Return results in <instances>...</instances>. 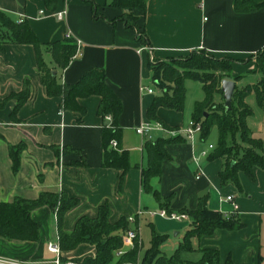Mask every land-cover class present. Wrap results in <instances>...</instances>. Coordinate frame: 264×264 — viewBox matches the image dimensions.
Listing matches in <instances>:
<instances>
[{"label": "crops", "instance_id": "obj_1", "mask_svg": "<svg viewBox=\"0 0 264 264\" xmlns=\"http://www.w3.org/2000/svg\"><path fill=\"white\" fill-rule=\"evenodd\" d=\"M111 1L57 0L54 7H48L45 0H0V10L16 21L27 20L42 44L68 37L75 40L80 55L73 56L65 68H59L48 52L43 53L59 82L73 84L89 70L104 71L105 82L122 103L117 120L121 128L118 149L129 152L133 166L120 181L119 170L102 165L101 129L108 121L97 114L100 96L78 99L85 109L82 116L61 108L62 96H48L41 84L33 45L5 43L0 48V100L20 92L26 82L30 94L17 109L15 98L8 99L0 108V201L10 202L15 197L36 199L42 192L65 193L78 202L63 216L64 232H71L81 216L96 217L99 207L106 204L111 223L122 216H136L135 223L129 222V229L138 226L140 243L144 224L150 226V233L152 226L167 236V231L179 228L176 232L179 242L190 226L189 217L176 220H186L180 227L163 228L157 217H165L156 214L153 207L158 211L165 209L163 200L171 197L172 211L194 209L198 199L204 196L209 209L230 211L231 205L220 201V196L233 194L238 204L235 216L242 226L233 230L217 229L212 235L192 238V245L195 249H218L221 264L227 256L235 263L264 264V170L253 167L252 177L238 171L239 187L231 181L222 183L219 172L226 160L224 157L210 159L208 154L199 158L203 173L196 178L193 156L206 140L198 136L191 143L180 135L181 141L165 146L170 159L163 161L160 174L150 179L152 189L161 196L159 202L152 192L142 187L147 140L135 132L140 123L151 121L146 117V110L154 96L160 94V89L153 84L156 82L152 79L149 61L187 55L194 49L205 50L218 58L246 60L264 47V4L255 11L240 13L233 8L234 0H148L144 11L133 13L146 34L149 50L137 40L136 31L119 19L125 10L109 6ZM62 10L65 11L63 18L58 19L56 13ZM93 10L97 18L93 17ZM237 63L232 65V77L240 75ZM245 63L249 66L247 72L253 70V60ZM140 86L152 88L153 93L140 91ZM182 111L158 107L156 114L168 126L182 127ZM13 112L16 122L11 120ZM158 137H168V134L155 132L151 141ZM257 138L264 143L262 137ZM19 143L24 148L19 169L13 172L9 145ZM31 217L39 224L38 241H10L0 237V256L40 259L45 254L51 255L47 243L59 241L55 209L45 205L34 209ZM123 247L130 248V245ZM94 254L93 245L82 243L64 256L81 261Z\"/></svg>", "mask_w": 264, "mask_h": 264}, {"label": "trees", "instance_id": "obj_2", "mask_svg": "<svg viewBox=\"0 0 264 264\" xmlns=\"http://www.w3.org/2000/svg\"><path fill=\"white\" fill-rule=\"evenodd\" d=\"M147 1L112 0L108 4L125 10L119 19L124 22L126 27L136 31L137 40L144 46H148L149 42L143 29L136 23L137 17L133 11H144ZM56 2L57 0H45L48 7H54ZM263 4L264 0H234L233 8L236 12L247 13L257 10ZM93 11V17L97 18L95 10ZM9 42L33 45L41 84L48 96H62L61 108L82 116L85 109L78 103V99L90 95L100 96L97 114L102 118L107 114L112 117L110 124H103L101 129L102 165L119 170L121 181L124 174L133 165L127 150H119L110 146L111 140L116 139L119 142L121 139V128L118 126L117 120L122 110V103L117 94L105 82L104 71L97 68L89 70L73 84L59 82L55 70L48 66L43 53L44 51L48 52L59 68H65L76 53L75 40L68 37L42 44L27 20L16 21L0 10V48ZM251 60L255 62V66L250 72L256 76V80L241 87L236 85L231 107L227 109L220 89L221 80L234 79L236 81L240 79L242 75L236 77L231 75L233 63ZM148 66L152 71V79L160 89V94L154 96L151 105L146 110V117L149 120L159 122L168 129L178 128L170 127L161 121L156 111L158 107L182 111L186 96L185 80L197 81L202 86L204 98L194 103L191 119L201 122V140L207 139L213 126L217 128V147L209 154V158H225V166L219 172L221 182L231 181L239 187L238 171H243L252 177L253 167L257 166L264 170V143L260 138L253 137L251 130L247 127L246 118L252 113V109L245 101L246 97L253 93L256 104L264 113V47L246 60H235L231 57L218 58L205 50L194 49L187 55L149 61ZM25 84L20 92L11 93L7 98L0 100V108L10 98H15L17 101L15 109L24 103L30 94L28 82ZM11 120L17 121L14 112L11 113ZM238 134L240 141L249 145L247 148L238 147L239 142L235 139ZM181 140L180 136H176L158 137L153 141L145 142L147 166L141 171L142 187L145 191L152 192L159 202L162 200L161 196L152 189L150 179L158 176L161 163L170 159L165 146ZM23 148V143L9 145L13 172L19 169L20 154ZM170 199L171 197H166L163 200L165 204L163 208L168 212L172 211L169 208ZM77 202V198L69 197L65 193L51 192H42L36 199L15 197L10 202L0 201V237L10 241H38L39 224L32 219L31 212L46 205L55 209L59 244L63 253L74 250L82 243L94 246L95 254L85 256L80 261L81 264H135L137 262L138 264H221L218 249H195L191 242L192 238L212 235L217 229L233 230L242 226L239 218L235 215L226 217L220 211L209 209L207 198L202 196L198 199L194 209L183 208L180 210L188 215L190 226L184 232L173 253L169 256L162 253L161 246L167 235L160 234L151 226L149 246L139 261L141 245H139L138 236L135 237L131 248L117 255L123 246L122 236L129 229V221L122 216L116 222L111 223L109 221L110 209L106 204L99 207L96 217L81 216L71 232H64L61 227L63 216ZM194 251L200 253L198 259L189 260L183 257L185 253ZM222 264L243 263H235L230 256H227Z\"/></svg>", "mask_w": 264, "mask_h": 264}, {"label": "built area", "instance_id": "obj_3", "mask_svg": "<svg viewBox=\"0 0 264 264\" xmlns=\"http://www.w3.org/2000/svg\"><path fill=\"white\" fill-rule=\"evenodd\" d=\"M65 11L62 10L56 13L58 19H62ZM150 50V47L147 46ZM80 55V50L77 44V50L74 56ZM140 91L153 93V89L146 86H140ZM104 118L110 124L112 117L110 114L104 116ZM202 130V125L200 121H195L193 119H189L187 123L180 128H165L161 123L155 121H144L135 127V132L146 140H152L155 132L167 133L168 137H175L183 135L187 140L193 143L198 136H200ZM110 146L112 148H118V142L116 139L110 141ZM213 147L212 144H208L206 148L201 149L197 155L193 156V160L197 167L196 178L202 175V168L199 164V158L208 155V149ZM220 201L228 202L231 205L230 211H220L224 216L228 217L231 215H235L238 209V204L235 201V196L233 194H227L225 196H220ZM159 215L162 217H166L169 219L181 220L187 219L188 215L184 212H168L165 209H161L159 211ZM129 222L135 223L136 216L130 215L127 217ZM138 226H135L134 229H128L122 236V240L125 244L131 245L135 237L137 236ZM47 251L52 255L50 258H40V259H13L0 256V264H81L80 261L69 259L64 256V253L61 251L60 244L58 239L54 241H50L47 243ZM123 251L119 250L117 255L122 254Z\"/></svg>", "mask_w": 264, "mask_h": 264}, {"label": "rangeland", "instance_id": "obj_4", "mask_svg": "<svg viewBox=\"0 0 264 264\" xmlns=\"http://www.w3.org/2000/svg\"><path fill=\"white\" fill-rule=\"evenodd\" d=\"M137 11H139V10H137ZM139 27L141 28V26H139ZM236 66L240 68L239 74L242 75V77L238 80V86L239 87L242 85L244 86L247 83H252L256 80V76L253 73L247 72L249 69L248 63L239 62V63H237ZM153 84L156 85L155 83H153ZM185 88H186V96H185L184 108H183V111L181 112V119L183 120L184 125L192 117V111H193L194 103L197 100L202 99V97H203L202 87H201V84L199 82L194 81V80H185ZM216 99L218 100L219 97L217 96ZM245 101L247 102V104L252 109V113L246 118L247 127L251 130V135L253 137H256V138L262 137L264 139V123L262 121V120H264L263 119L264 115H263L262 110L256 104L253 93H250L246 97ZM178 128H180V127H178ZM217 138H218L217 137V128H216V126H213L210 134L208 135V137L206 139V141L202 144L201 149L206 148L207 145L210 143L213 145V147L211 149H208L209 150L208 154L213 152L217 147V145H216ZM235 139L237 142H239L238 147H241L244 149V148H247V146H249V145H247V143H242L240 141L239 134L235 136ZM236 146H237V143H236ZM153 208H154V211L157 212L156 214H158L159 213L158 208H156V207H153ZM150 211H153V210L150 209ZM157 222L163 228L168 227V225L169 226L170 225H176V228H177V227H180L179 224L186 222V220L176 221V220H169V218H166V217L161 218L158 216ZM166 229H168V228H166ZM178 229H172V230L167 231L168 236L161 246V250H162L163 254L169 256L173 253L174 248L177 246V242L179 240L178 239L179 236L176 234L177 231H180ZM150 237H151L150 226L147 224H144L142 232H141V244L139 243V245H141V249L139 252V261L141 260V257L143 256L145 249L149 246ZM122 243H123V245L125 244L123 241H122ZM133 244H134V240H133L132 244L130 245V248L133 246ZM128 249L129 248L122 246V248L120 250L125 252ZM50 257H52V255H49V254L43 255V258H50ZM183 257L185 259H189V260H196L200 257V253L198 251H194V252L184 254ZM33 258H38V257H28V259H33ZM135 264H138V262Z\"/></svg>", "mask_w": 264, "mask_h": 264}, {"label": "water", "instance_id": "obj_5", "mask_svg": "<svg viewBox=\"0 0 264 264\" xmlns=\"http://www.w3.org/2000/svg\"><path fill=\"white\" fill-rule=\"evenodd\" d=\"M236 87V81L234 79H222L220 89L222 91V97L224 99V105L227 109L231 107L233 94Z\"/></svg>", "mask_w": 264, "mask_h": 264}]
</instances>
